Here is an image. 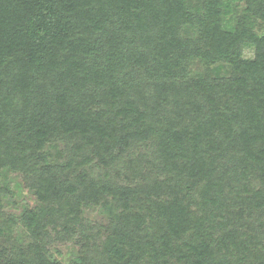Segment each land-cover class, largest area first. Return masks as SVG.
<instances>
[{
    "label": "trees",
    "instance_id": "16d2710c",
    "mask_svg": "<svg viewBox=\"0 0 264 264\" xmlns=\"http://www.w3.org/2000/svg\"><path fill=\"white\" fill-rule=\"evenodd\" d=\"M59 245L264 264V0H0V264Z\"/></svg>",
    "mask_w": 264,
    "mask_h": 264
},
{
    "label": "rangeland",
    "instance_id": "374dc122",
    "mask_svg": "<svg viewBox=\"0 0 264 264\" xmlns=\"http://www.w3.org/2000/svg\"><path fill=\"white\" fill-rule=\"evenodd\" d=\"M245 57L250 58L252 56V51L245 48ZM3 182L1 185H5L12 192V195L5 196L3 198V203L5 211L10 214L19 215L20 211L24 206L29 205L30 207L36 204L34 197L24 188L23 182L18 175L10 172L2 173ZM84 215L95 219L102 220L104 218V213L97 208H90L84 210ZM17 233H22V230H17ZM53 255L62 264H68L69 261L77 256V248L73 245H59L53 248Z\"/></svg>",
    "mask_w": 264,
    "mask_h": 264
}]
</instances>
